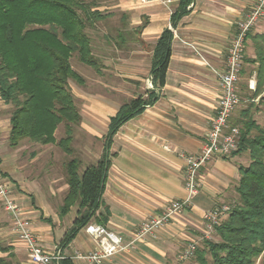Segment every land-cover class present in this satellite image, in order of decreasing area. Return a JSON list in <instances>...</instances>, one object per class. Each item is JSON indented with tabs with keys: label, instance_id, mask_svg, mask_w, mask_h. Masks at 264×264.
<instances>
[{
	"label": "crops",
	"instance_id": "crops-1",
	"mask_svg": "<svg viewBox=\"0 0 264 264\" xmlns=\"http://www.w3.org/2000/svg\"><path fill=\"white\" fill-rule=\"evenodd\" d=\"M114 1L112 7L116 10L107 19L118 20L121 27L113 31L130 33L133 42L122 40L109 48L103 40L108 32L98 26L90 30L100 46L102 69L99 73L93 70L89 77V72L78 71L80 67L76 64L75 72L84 82L70 86L73 95L80 99L78 129L86 142L95 143L98 150L91 155L89 150L83 149L90 162L81 163V171L99 160L109 120L123 104L119 97L146 98L153 91L157 99L123 124L112 139L110 153L115 155L110 158L102 195V206L108 208L109 216L103 227L122 242L121 249L103 260V264H178L185 246L202 238L203 215L217 206L235 203V186L240 177L238 167L249 164L246 154L212 158L199 171L200 186L190 205L152 234L138 238L137 233L142 223L159 217L170 202L186 197L182 180L183 155L199 152L205 141L220 96L217 74L224 69L235 23L250 10L254 0H192L175 25L170 19L178 10L180 0L148 4L140 0ZM165 29L172 33L171 53L164 85L156 88L150 75L151 55ZM104 47H108L111 56H103ZM263 67L264 20L256 24L247 38L237 84L239 104L231 114L229 126L238 128L251 119L264 127ZM251 81L253 88L249 87ZM98 87L116 96H104L96 89ZM10 113V105L0 99V175L10 186L22 217L45 250L69 258L73 264H93L78 256L95 251L96 244L85 227L97 223L91 221L67 246H60L75 220L77 207H71L60 217L57 211L67 185L59 190L57 183L48 180V186L41 187L36 177L24 174L22 161H19L23 146H19L25 140L19 146H10ZM60 191L63 194L56 200ZM99 212L103 213V207ZM0 246L4 248L0 250V259L11 264H32L24 244L12 231L5 211L0 212Z\"/></svg>",
	"mask_w": 264,
	"mask_h": 264
},
{
	"label": "trees",
	"instance_id": "trees-1",
	"mask_svg": "<svg viewBox=\"0 0 264 264\" xmlns=\"http://www.w3.org/2000/svg\"><path fill=\"white\" fill-rule=\"evenodd\" d=\"M101 1L0 0V99L12 107L8 138L11 147L29 140L57 145L66 155L72 154V126H79L81 116L69 82L81 85L84 81L72 69L70 60L77 55L80 63L100 72V59L93 54L88 30L109 17L98 10ZM191 1H179L178 10L171 15L172 25L185 15ZM171 41L172 33L165 29L152 49L150 75L156 88L164 85ZM156 99L151 91L145 99L136 97L122 104L109 120L104 149L94 165L79 172L78 158L66 162L68 188L58 215L63 217L73 206L77 212L61 247L91 221L101 226L107 223L109 210L102 206V195L110 158L115 155L110 153L112 139L123 124ZM62 123L66 136L56 140L54 133ZM238 130V149L224 159L244 153L249 164L238 167L236 200L227 217L215 227L218 240L203 239L195 250L194 264H256L258 259L264 264V127L249 119ZM101 207L103 213H98ZM0 250L4 248L0 246ZM0 264L11 263L0 259ZM60 264L73 263L63 258Z\"/></svg>",
	"mask_w": 264,
	"mask_h": 264
},
{
	"label": "built area",
	"instance_id": "built-area-1",
	"mask_svg": "<svg viewBox=\"0 0 264 264\" xmlns=\"http://www.w3.org/2000/svg\"><path fill=\"white\" fill-rule=\"evenodd\" d=\"M140 2L148 4L151 2L169 3L170 1L140 0ZM263 19L264 0H254L250 10L235 23L233 37L227 48L224 69L217 74L220 96L217 101L215 114L210 121L205 141L196 154L183 155L185 165L182 180L183 188L187 195L182 200L170 202L159 217L142 223L137 233L138 238L152 234L158 228L167 224L174 215L180 214L190 205L200 186L198 180L199 171L207 162L212 158L229 157L238 149L239 130L237 127L229 126L228 122L232 112L239 104L237 84L245 56L247 36L254 26ZM249 87L253 88L252 81L249 83ZM0 205L9 215L12 231L24 244L28 260L32 264H60L63 259L62 256L56 252H49L39 245L29 224L20 213L10 186L1 175ZM231 207L227 205L217 206L203 215L205 231L199 241L210 239L211 234L215 233V227L227 216ZM85 232L93 238L96 249L87 256H78L80 259L88 260L93 264H103V260L113 256L121 249V239L101 225H88L85 227ZM196 244V241L189 242L178 259L185 261L193 258L197 249Z\"/></svg>",
	"mask_w": 264,
	"mask_h": 264
},
{
	"label": "rangeland",
	"instance_id": "rangeland-1",
	"mask_svg": "<svg viewBox=\"0 0 264 264\" xmlns=\"http://www.w3.org/2000/svg\"><path fill=\"white\" fill-rule=\"evenodd\" d=\"M114 3H115L114 0H102L99 3V5H98V10H100L103 13L110 14L109 17H112V15H113L112 11L116 10L115 8L112 7V5H114ZM261 21L262 20H260L258 23H260ZM97 26L101 30H103L104 32L105 31L108 32L105 35L104 39L101 38V37H99V38L103 39L107 43V45H109V48H113L112 43L116 44V42H117V44H120V41H122V40H124L125 42H128V43H132L133 42V40H132L133 39V35H131L130 33H127L126 31L124 33H121V32H116L115 33L113 31V30H115V28H120L121 27V24L119 23L118 20H116V22H115V21H112L110 19H109V21H108V19H106V20H103V21H99L97 23ZM117 33L121 36L120 40L117 38ZM88 34L90 35L89 30H88ZM90 37H92L93 54L99 59L101 57V55L99 53L101 51L100 50V46L96 43L95 39H93L94 36L90 35ZM96 37L97 36L95 35V38ZM110 38H112L113 40H110ZM247 38H248V36H247ZM97 39H98V37H97ZM105 42H103V44ZM246 43H247V41H246ZM106 48H105V51L103 50V52H104L103 56H104V54L105 55L109 54V56H111V52H109L108 47H106ZM128 53H127V55H128ZM112 55L114 56V54H112ZM70 64L72 66V69L74 68L73 69L74 71H76V69H78L76 67V64H77L80 67L78 71H84L85 70V71L89 72L88 73L89 77H92V75H93L92 72H93L94 69H92V68H90V67H88L86 65H83L82 63H80L78 61L77 55H72L71 60H70ZM101 69L102 68H100V71H101ZM84 75H85V73H84ZM113 77L116 78L115 76H113ZM114 80H116V79H114ZM76 84L77 83L73 82V81L69 82V86H71L72 88ZM71 87H70V89H71ZM96 89H98L99 92H101L104 96L105 95H107V96H111V95L112 96H116L110 90H106V89L101 88V87H98ZM151 89H152V86H151ZM71 93L73 95V91L72 90H71ZM73 97L74 98L76 97L75 98V104H76V106H79V100L80 99L77 96H74V95H73ZM119 98H120L119 101H121L123 104H125L126 102L131 100V99H122V97H119ZM143 99H145V98H143ZM10 109L12 110L11 106H10ZM72 135H73V139H72L70 147L72 148L73 152H72V154L70 156H68L64 152H62V150L57 145H52L50 147L42 148L39 145H37L36 143L30 142L29 140H25L24 141L25 143H23V144L20 143L21 146H19L20 144H18L19 147L23 146L21 148V152H22L21 156H22V158L20 157L19 161H22V163H20V164L24 168L23 169L25 171L24 174H26L27 176L36 177L37 181L40 183L41 187L48 186L47 185L48 184V180H50L51 183H57V188L59 190H61V188L66 184L65 183V181H66V174H65V164H66V162L69 161L71 158H78L80 160V162L84 165V164H86V163H88L90 161L88 160L87 153H85L83 151V149L86 148V150H89L91 155H93L95 152L98 151L97 150V145L95 143L90 145V143L86 142L85 137L79 131L77 125L76 126H74V125L72 126ZM65 136H66L65 124L62 123L56 129V131L54 133V137H55L56 140H59L61 138H64ZM84 145H86L87 147H83ZM89 152H88V154H89ZM2 158L4 159V155L2 156ZM81 170H82V167H80L79 172ZM0 174H1V172H0ZM60 192L61 193L58 194V196L56 197V200H57V198H59V200H60V197L63 194L62 191H60ZM64 196H65V194H64ZM231 206H232V204H231ZM2 209L0 208V212L4 213V210H2ZM210 240H218V237L216 236L215 233L211 234ZM196 243H197L196 244V246H197L196 248H198L199 246H201L202 241H196ZM207 258H208V260H210L208 256H207ZM178 262H180L178 264H194L193 258H191L189 260H185V261H180L178 259ZM256 264H261L260 263V259H258L256 261Z\"/></svg>",
	"mask_w": 264,
	"mask_h": 264
}]
</instances>
